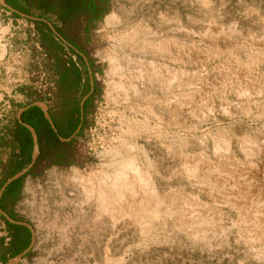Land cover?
<instances>
[{"label": "rangeland", "instance_id": "1", "mask_svg": "<svg viewBox=\"0 0 264 264\" xmlns=\"http://www.w3.org/2000/svg\"><path fill=\"white\" fill-rule=\"evenodd\" d=\"M27 1L30 15H44L63 27L57 15L44 14L35 7L34 0ZM98 1L95 16L86 19L82 12L68 23L66 36L84 49L98 87L88 107L82 133L73 143L71 163L40 166L17 185L13 203L34 230L32 250L19 264H264L238 237L239 222L250 216L227 205L226 199L220 197V193L230 192L236 184L216 183L218 170L212 172V182L208 177H201L194 183L184 174L181 162L183 154L214 155L215 145L227 137L233 139L237 163L250 158L241 147L243 140L249 139L257 149L264 147V57L255 68L245 70L248 74L246 79L241 77L244 80L227 76L226 70L228 65L237 69L236 60L246 61L264 51V0ZM111 14L124 20V24L108 26L106 18ZM32 21L14 16L0 3V30H6L0 36V163L7 162L11 154L10 131L18 105L37 93L49 99L55 75L51 66L55 58L52 51L56 48L58 58L79 62L71 48L47 29L40 31ZM124 25L142 30L137 36L139 44L144 40L163 42L168 49L162 54L131 51L143 66L131 65L133 74L143 69L141 92L130 102L117 104L107 98L111 69L108 56L122 55L115 48L114 37L123 32ZM152 62L161 68L159 75L166 81L168 92L179 94L184 100L192 98L197 104V113L202 112V116L196 119L190 114H181L184 126L179 129L172 123L171 112L165 113L164 120L148 113L149 105L157 107L158 97L163 99L157 82L151 84L149 80ZM136 66L140 67L136 69ZM175 72L178 75L174 78ZM83 77L86 79V71ZM148 92H153L156 99L148 100ZM168 103L175 104L174 99ZM124 110L128 114L122 118L120 112ZM131 116L137 132L143 125L141 122L151 125L148 130L142 127L144 131L138 139L140 144H146L150 172L156 178L158 192L175 200L180 208L188 206V201L196 197L202 200L203 212L212 205L206 215L210 224L203 225L212 229L208 238L188 237L184 230L175 227L172 216L155 222L149 231L125 222L112 226L107 216L95 218L98 208L95 203L84 204V187L72 179V169L92 176L97 183L104 175H113L114 166H103L111 162L105 152L113 139L117 138V143L119 137L127 136L130 142L137 141L136 133L128 131L127 119ZM158 132L167 136L160 138L156 135ZM206 132L212 133L213 138L207 144L203 140ZM178 134L186 138L182 140ZM146 135L152 136L150 143H146ZM164 145H172L174 153H169ZM122 152L147 162L137 151ZM230 170L238 172L233 165ZM2 172L0 167V177ZM207 188L215 191V198L206 195ZM4 233L1 226L0 236Z\"/></svg>", "mask_w": 264, "mask_h": 264}, {"label": "bare ground", "instance_id": "2", "mask_svg": "<svg viewBox=\"0 0 264 264\" xmlns=\"http://www.w3.org/2000/svg\"><path fill=\"white\" fill-rule=\"evenodd\" d=\"M123 22L124 20L115 14H111L106 18V24L108 26L119 25ZM140 31L142 32L141 29H134V26L124 25L123 32L118 37H114L117 41L115 48L116 50H121L122 55L115 54L108 56L111 69L109 72L110 80L108 81L107 98L117 104L130 102L134 98V95L141 92V81L144 78L142 74L143 69L137 70L133 74L131 72V65L135 63L136 65L140 64L141 67L143 66L142 62L136 59L132 52L134 50H149L152 54H162L168 49V46L163 42L158 43L144 40L139 44L137 42V36L140 34ZM2 32H6V30H0V36ZM3 52H5V49ZM261 52L256 57H251L246 61L236 60L237 69L228 65L226 67L227 76L230 75V77L237 78V80L239 78L244 80L246 74H248V71L246 72L245 70L249 67L257 66L263 59L264 51ZM153 63H151V67L149 68L152 73L149 80L151 84L154 81L157 82V89L159 93L163 94V99L161 100V97H158L157 107L153 104L149 105L147 107L148 113L159 120H164L165 113L171 112L174 117L172 123L174 126L179 127V129L184 126L181 114L187 113L196 119L202 116V112L197 113L199 110L196 106L197 104H195L196 102L194 103L192 98L185 99L187 100L186 102L179 94L173 95L172 92H168V89L165 87L167 85L166 81L159 75L161 68ZM139 67L136 66V69ZM177 75V72H175L173 77L175 78ZM240 90L246 91L247 88H240ZM147 94L146 97L148 100L156 99V95L153 92H148ZM172 98L175 103L173 105L168 103ZM127 114L128 112L126 110L120 112L122 118H125ZM127 123L129 125L128 131H131L133 134L134 132L136 133L137 141L130 142L126 138L127 136L119 137L117 143V138L111 140L112 145L105 152V154L111 157V162L103 166H114L115 170L113 175H104L100 179V182L97 183L92 176L87 177L79 169H72V179L77 180L84 187V204L87 202L95 203L98 207L95 212V218L101 219V216H107L106 218L111 221L112 226H117L119 222H125L128 224H138L140 225L139 228L143 231H149L154 228L153 224L155 222L163 221L172 216L175 227L179 230H184L188 237L203 240L208 238L209 231L212 229L207 226L204 227L203 225L210 222L206 215L209 213L208 210H210L212 205L207 204L209 205L205 208L207 212H203L202 200L196 197L188 201V206L185 205L184 208H180L175 200L162 196L158 192L156 178L150 172V158L146 144H140L138 139L142 136L143 129L148 130L151 125L141 122L144 128H138L139 132H137V130H134V116L127 119ZM211 134L210 132L205 133L203 138L204 143L207 144L209 140L213 139ZM156 135L160 138L167 136L164 132H158ZM151 138V135H146V143H150ZM179 138L184 140L186 136L181 135ZM233 143L232 137L223 138L221 144L215 145L216 152L214 155L208 154L207 152L183 154L181 151L183 154L181 155L183 171L187 178L195 183L201 177H208V180H213L214 175L212 176V172L218 170L215 178L216 183L225 185L234 182L236 184L235 188H230V192L226 190L224 193H220V197L226 199L225 203L227 205L238 209L243 215H247V217L250 216L249 219L242 218L243 222H239L238 237L242 242L244 241L247 244V247L255 255L257 260L264 262V147L257 149L256 146L251 145L253 142L249 139L243 140L242 143L240 142L241 147L248 153L250 158L245 162L237 163L235 161ZM163 147L169 153H174L172 145H164ZM221 149H224L225 152H222ZM122 151H137L147 162H140L137 157L124 154ZM231 165L235 167L236 171L238 170L237 173H233L230 170ZM252 182L255 184L253 185ZM97 184L100 186L98 187ZM208 188L205 190L206 195H209L210 198H215V191L213 192ZM193 206L195 208H191Z\"/></svg>", "mask_w": 264, "mask_h": 264}, {"label": "trees", "instance_id": "3", "mask_svg": "<svg viewBox=\"0 0 264 264\" xmlns=\"http://www.w3.org/2000/svg\"><path fill=\"white\" fill-rule=\"evenodd\" d=\"M6 4L13 7L14 9L21 11L23 13H28V1L27 0H5ZM35 7L41 10L44 14L53 13L57 15L63 27H59L53 23V26L57 30V32L66 39L67 42L73 43L72 52L79 55L81 46L74 43L73 40L68 39L67 31H68V23H70L73 19L80 16L83 12L86 19H90L95 16L96 10L98 8L99 1L98 0H34ZM79 10V11H76ZM14 16H19L17 12H13ZM39 17H43L44 15H38ZM47 19V18H46ZM49 20V19H48ZM36 27L41 31L42 29H47L50 33H52L49 26L40 20H33ZM53 34V33H52ZM78 47L80 49H78ZM53 55L55 58L51 64L52 68L56 71H66L65 63L66 60L63 58H58L56 54L58 51L53 50ZM66 69V70H65ZM36 96L38 98H45L41 93H37ZM20 104L18 105V107ZM21 120L23 123H27L31 125L38 137L39 144V154L34 165L31 169L20 178L11 182L6 189L4 190L1 199H0V207L7 211V213L14 218V214L11 210L7 208L6 199L8 196L11 197V202L16 200L17 195V185L21 179H23L28 174H32L37 172L40 166L43 165H52L59 164L62 154L60 152H65L68 149V143H62L53 129L50 127L47 120L44 118L43 113L40 108L36 106H32L29 109L25 110L21 114ZM78 125V119H75L71 132L76 129ZM82 129L79 131V135L82 133ZM11 142H9V146L11 149V154L7 160V162H1L0 167L3 169L2 175L0 177V187L4 183V181L12 176L14 173L20 171L30 162V154L32 151V138L29 130L21 123L15 119V128L11 131ZM66 137V135H63ZM3 144V142H1ZM63 158V157H62ZM6 226L8 229L12 230L13 237L8 244H5L4 236H0V264H4L9 258L17 255L21 251H23L30 243L31 234L30 231L23 226H19L13 223H10L5 217L2 216ZM29 254V253H28Z\"/></svg>", "mask_w": 264, "mask_h": 264}, {"label": "flooded vegetation", "instance_id": "4", "mask_svg": "<svg viewBox=\"0 0 264 264\" xmlns=\"http://www.w3.org/2000/svg\"><path fill=\"white\" fill-rule=\"evenodd\" d=\"M68 43H69V45H67V44L66 45L72 49L73 43H70V42H68ZM78 49H80V48L78 47ZM79 54H80V56L77 55L79 62H77V60H66L65 68L67 70L65 69L66 71H64V72H62V71L60 72L59 70L55 72L54 80L51 84L52 85L51 93L48 94L49 99H46V97L41 99L35 95L31 100H28L27 102H22L20 104V106L18 107V109L25 108L23 110V111H25V110L29 109L30 107L35 106V105H32V103L36 100L44 101L47 104V112L49 113V115L51 117L53 125L50 124V122L45 118L44 113L41 110L44 118L47 120V122L49 123L50 127L53 129V131L56 134V136L58 137V139L62 143H68V146H67L68 149L65 152L59 153V154H62L63 158L61 157V159L59 161L60 163L55 164V165L66 166V165L71 163L70 158L74 154L73 149H72L73 143L75 142L76 138L79 136L78 133H79L80 129L84 127L85 119L87 118L88 107H89V105H90V103H91V101H92V99L96 93L97 87H98L96 77H95L94 73L92 72V65H91L86 53L84 52V49H80ZM83 71H86V79L83 77ZM36 107H38V106H36ZM75 109H76V111H75ZM22 112H21V114H22ZM16 119H17V117H16ZM20 119H21V115H20ZM75 119H78L77 127L80 125V128L76 134H75V130L77 129V127L74 131L71 132L72 125H73ZM21 124L24 125L27 123L22 122ZM13 128H15V122H14ZM33 130H34V128H33ZM62 134L66 135V137H63ZM30 135H31V133H30ZM36 136H37V134H36ZM67 138H69V140H66ZM37 141H38V137H37ZM32 146H33V141H32ZM38 146H39V144H38ZM38 154H39V147H38ZM36 159H37V157H36ZM30 160H31V154H30ZM52 165H54V164H52ZM21 181H22V179L19 181V183ZM0 199H1V197H0ZM6 203H7V208L9 210H11L12 213L14 214V218L11 217L7 213V211L2 209L1 207L0 208L3 211H5L12 219L17 220V221H24V222L30 224L29 220L26 217L22 216L16 210L15 204L14 203L12 204L10 196L7 197ZM2 216L3 215L0 213V227L3 226V231L5 232L3 234L4 235V241H5V244H8L9 241H11V239L13 237V233H12V230L7 228L4 220L2 219ZM10 223H12V222H10ZM13 224L26 227L30 231V234H31L30 236H32L31 229L29 227H27L26 225L18 224V223H13ZM30 242H31V239H30ZM30 251H28L26 253V255Z\"/></svg>", "mask_w": 264, "mask_h": 264}, {"label": "water", "instance_id": "5", "mask_svg": "<svg viewBox=\"0 0 264 264\" xmlns=\"http://www.w3.org/2000/svg\"><path fill=\"white\" fill-rule=\"evenodd\" d=\"M0 3L6 7L7 9H9L10 11L12 12H17L20 16H24V17H27L31 20H40V21H43L45 22L49 28L51 29L52 33L58 37L63 43L69 45V43L66 41V39L64 37H62L58 32L57 30L55 29V27L53 26V23L44 18V17H39V16H35V15H30V14H26V13H23L21 11H18L16 9H14L13 7L9 6L6 4L5 0H0ZM32 105H35V106H38L44 113V116L45 118L50 122V124H52V120H51V117L49 115V113L47 112V104L44 102V101H41V100H36L32 103ZM25 108H20L18 109L17 111V120L19 123H22L21 119H20V115H21V112L24 110ZM25 127L30 131L31 133V137H32V141H33V146H32V152H31V160L30 162L24 167L22 168L20 171L14 173L12 176L8 177L4 183L1 185L0 187V197L2 196L4 190L6 189V187L11 183L13 182L14 180L20 178L21 176L25 175L30 169L31 167L33 166L35 160H36V157L38 155V141H37V136H36V133L35 131L33 130V128L28 125V124H24ZM53 125V124H52ZM80 128V125L77 127V129L75 130V134L78 132ZM66 140H69V138H67ZM0 213L9 221V222H12V223H18V224H23V225H26L27 227H29L31 229V233H32V236H31V242L30 244L23 250L21 251L20 253H18L17 255L9 258L4 264H19L22 259L24 258V256L26 255V253L28 251H30L32 249V246L34 244V230H33V227L31 224H28L24 221H17V220H14L12 219L5 211H3L1 208H0Z\"/></svg>", "mask_w": 264, "mask_h": 264}]
</instances>
